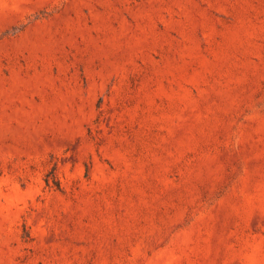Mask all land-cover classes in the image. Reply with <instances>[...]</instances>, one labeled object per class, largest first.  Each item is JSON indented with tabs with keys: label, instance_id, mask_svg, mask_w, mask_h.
<instances>
[{
	"label": "rangeland",
	"instance_id": "1",
	"mask_svg": "<svg viewBox=\"0 0 264 264\" xmlns=\"http://www.w3.org/2000/svg\"><path fill=\"white\" fill-rule=\"evenodd\" d=\"M0 264H264V0H0Z\"/></svg>",
	"mask_w": 264,
	"mask_h": 264
}]
</instances>
